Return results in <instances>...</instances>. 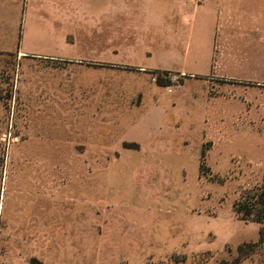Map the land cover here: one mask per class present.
I'll use <instances>...</instances> for the list:
<instances>
[{
  "label": "rangeland",
  "instance_id": "1",
  "mask_svg": "<svg viewBox=\"0 0 264 264\" xmlns=\"http://www.w3.org/2000/svg\"><path fill=\"white\" fill-rule=\"evenodd\" d=\"M75 1L82 24L100 21L103 0ZM89 33L78 28L53 51L78 60L0 52V264L235 258L259 239L234 204L264 177V89L175 71L163 78L182 85L158 86L140 65L190 64L192 54L149 57L112 28Z\"/></svg>",
  "mask_w": 264,
  "mask_h": 264
},
{
  "label": "crops",
  "instance_id": "2",
  "mask_svg": "<svg viewBox=\"0 0 264 264\" xmlns=\"http://www.w3.org/2000/svg\"><path fill=\"white\" fill-rule=\"evenodd\" d=\"M10 2V9L0 10V52L15 51L23 58L78 60L53 51L67 45L68 36H76L78 28L101 39L112 28L117 37H133L149 57L181 53L185 59L192 54L190 64L164 61L163 66L140 65L141 70L175 71L185 74V80L197 77L211 87L223 82L264 89V0H103L100 21L86 17L85 24L76 17L75 0H24L16 9ZM35 3L38 16L34 18ZM28 27L36 30L28 31ZM27 43L34 46L27 49Z\"/></svg>",
  "mask_w": 264,
  "mask_h": 264
},
{
  "label": "trees",
  "instance_id": "3",
  "mask_svg": "<svg viewBox=\"0 0 264 264\" xmlns=\"http://www.w3.org/2000/svg\"><path fill=\"white\" fill-rule=\"evenodd\" d=\"M157 74L156 84L162 87L182 85L163 78L168 71H154ZM202 156H205L203 152ZM204 166H200V173L204 174ZM235 212L245 221L260 225L259 239L256 242L242 243L237 247V256L231 260H221L217 264H264V177L262 184L252 190L244 192L234 204Z\"/></svg>",
  "mask_w": 264,
  "mask_h": 264
},
{
  "label": "built area",
  "instance_id": "4",
  "mask_svg": "<svg viewBox=\"0 0 264 264\" xmlns=\"http://www.w3.org/2000/svg\"><path fill=\"white\" fill-rule=\"evenodd\" d=\"M204 0H198L199 3H202Z\"/></svg>",
  "mask_w": 264,
  "mask_h": 264
}]
</instances>
